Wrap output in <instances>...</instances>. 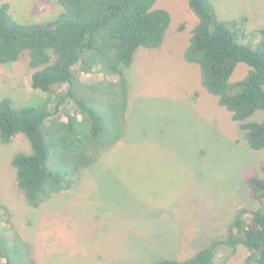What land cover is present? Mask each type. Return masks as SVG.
<instances>
[{
    "label": "rangeland",
    "instance_id": "obj_1",
    "mask_svg": "<svg viewBox=\"0 0 264 264\" xmlns=\"http://www.w3.org/2000/svg\"><path fill=\"white\" fill-rule=\"evenodd\" d=\"M16 22L45 23L62 7L54 0H0ZM218 18L237 20L249 33L241 44L255 45L264 29V0H211ZM171 22L161 47L138 50L126 69L128 97L120 141L82 171L74 187L36 208L17 187L12 157L30 153L24 135L0 142V231L5 225L26 242L36 264H153L183 260L210 240L224 236L242 207H251L249 177H262L264 150H251L240 124L200 85L199 70L183 54L197 18L187 0H157ZM249 68L239 64L231 80ZM32 70L23 54L0 64V99L17 108L47 100L65 85L43 93L31 87ZM80 93L105 122V85L81 73ZM80 94V95H81ZM61 114H76L72 103ZM77 115V114H76ZM250 121L264 120V111ZM50 144L49 169L55 151ZM111 151L105 155L106 152ZM11 232V231H10ZM18 255V252L16 253ZM247 251L219 247L217 263L243 264Z\"/></svg>",
    "mask_w": 264,
    "mask_h": 264
},
{
    "label": "trees",
    "instance_id": "obj_2",
    "mask_svg": "<svg viewBox=\"0 0 264 264\" xmlns=\"http://www.w3.org/2000/svg\"><path fill=\"white\" fill-rule=\"evenodd\" d=\"M54 1L62 10L45 23L16 22L9 4H0V64L16 62L26 54L32 89L50 93L55 86H66L64 93L55 95L52 110L47 100L17 108L9 98L0 99V142L10 144L21 134L30 145V153L19 152L11 159L16 185L30 208L72 189L100 150L120 141L128 105L125 71L138 50L161 47L171 22L168 11L155 8L157 0ZM187 3L197 23L183 60L198 67L202 89L240 124L248 147L264 150V120H249L264 111V29L255 31L259 37L255 45L238 43L249 34L240 27L244 18L223 22L211 0ZM241 63L249 69L243 78L232 81ZM81 73L98 76L93 86L105 85V122L80 93ZM67 103L73 104L77 115L61 114ZM47 139L55 148L54 169L47 165ZM261 169L262 177L247 180L253 205L238 210L224 236L186 259L165 257L153 264H225L216 261L219 247L246 250L243 264H264V165ZM0 264H36L29 245L8 225L0 231Z\"/></svg>",
    "mask_w": 264,
    "mask_h": 264
}]
</instances>
